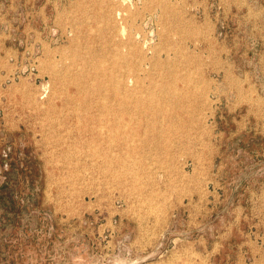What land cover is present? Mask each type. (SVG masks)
<instances>
[{"label": "rangeland", "instance_id": "obj_1", "mask_svg": "<svg viewBox=\"0 0 264 264\" xmlns=\"http://www.w3.org/2000/svg\"><path fill=\"white\" fill-rule=\"evenodd\" d=\"M0 264H264V0H0Z\"/></svg>", "mask_w": 264, "mask_h": 264}, {"label": "bare ground", "instance_id": "obj_2", "mask_svg": "<svg viewBox=\"0 0 264 264\" xmlns=\"http://www.w3.org/2000/svg\"><path fill=\"white\" fill-rule=\"evenodd\" d=\"M132 79V78H131ZM132 81V80H131ZM101 107V106H100ZM102 109H106L104 106H102ZM128 111V110H127ZM127 111H125V112H127ZM113 113V112H112Z\"/></svg>", "mask_w": 264, "mask_h": 264}]
</instances>
